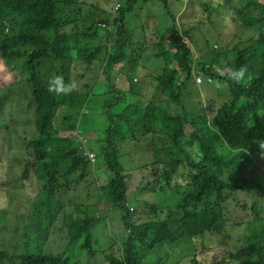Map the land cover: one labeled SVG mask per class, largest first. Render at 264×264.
Listing matches in <instances>:
<instances>
[{"label": "trees", "instance_id": "obj_1", "mask_svg": "<svg viewBox=\"0 0 264 264\" xmlns=\"http://www.w3.org/2000/svg\"><path fill=\"white\" fill-rule=\"evenodd\" d=\"M119 1V12L109 18L114 29L109 30L100 25L108 18L94 9L95 4L86 0H0V49L34 47L27 64L33 89L25 96L23 105L28 108L33 105L35 108L32 122L34 134L23 135L20 143L24 148L5 165L6 172L0 173L1 186L9 181L19 183L37 179L44 183L45 191L52 192L50 185L58 184V172L64 175L70 173L69 170L83 171L89 168L90 163H86L88 156L80 153L79 148L73 149L65 143V139L74 135L67 132L58 136L53 132L54 119L60 113L65 121L74 120L66 112L78 115L88 103L92 112L82 115L79 123L75 120L71 127L65 128L73 130L74 127L77 132L81 129L83 135L90 130L99 134L100 140L89 139L91 144L99 142L98 145L93 144L94 149L99 150L100 157H103V162H99L95 169L102 170V167L108 166L106 172L114 179L110 189L120 198L119 202H114L113 209L117 211L115 218L127 232L122 238V246L117 243V247L116 244L115 247L99 251L87 236L81 246L87 250L88 257L78 264H141L140 254L145 249H154L163 242L187 236H207L212 242L224 244L226 236L220 238L218 235L226 233V230L225 233L219 230L228 221L227 200L239 192L251 197L264 187V176L247 168L252 159L264 167V0H221L219 12L231 14L233 26L246 25L256 35H253L251 44L241 42L224 51L217 43L212 46V52L202 48L204 51L200 58L196 57L197 37L191 33L194 27L190 24L185 35V24L182 27L179 24L178 16L183 4L170 9L169 0H155L166 5L165 17L163 19L159 15L155 29L159 40L161 37L168 39L169 48L163 49V68L159 72L150 69L149 74L156 82L157 94L162 102L183 106V110L177 113L164 108L157 95H143L140 89L142 83L136 85L133 78L126 88L122 82L121 85L115 83L113 73L130 66L136 50L132 48L135 42L129 36L131 32L125 30L127 22L131 21L130 15H136L135 0ZM136 1L151 3L154 0ZM205 1L211 6L210 0ZM95 6L102 10L100 7L103 6ZM100 32H107V35L100 36ZM142 33L141 36L137 34L140 38L137 42L139 51L146 50L147 32L144 30ZM200 36L199 40L204 43V34ZM112 41L118 47L117 58L102 59L97 69L99 75L101 73L110 82L105 92L91 93L98 73H93L92 85L79 82L72 89L69 88V74L75 72L84 77L81 68L98 61L101 49ZM153 43L157 46L160 41ZM196 59L201 65L197 68L203 79L206 77L209 81L222 82L231 95L217 109L210 102L211 121L208 120V113L201 109V98L187 102L185 97V90L190 88H195L199 95L194 75ZM48 61H55L59 65L60 71L56 74L61 76V83L51 85L43 79L47 73H43L39 66ZM1 101L0 108H3L5 104H1ZM103 107L110 110L101 119L95 112ZM186 140L199 143L204 156L202 160L194 157L193 151L184 143ZM158 141L163 146H159ZM136 154L139 158H136ZM148 157L155 158L157 166L149 168L145 164ZM166 158H169L168 163H165ZM127 160L131 162L127 163ZM65 161L72 167L59 163ZM179 165L188 168L193 177V189L187 193L170 183L172 189H166L160 183L161 179H169V168ZM161 166L163 171L159 172ZM224 167L242 169V173L232 182L229 176L219 172ZM152 168L156 171L153 175ZM133 175H141L146 180L138 183L139 187L145 189V195H139L135 200L128 195V183H124V179ZM210 194L213 198L216 196L212 205L200 212L190 210L193 205L204 202ZM151 197L155 198V202L149 201ZM128 200L132 205L137 201L146 204V213L150 218L144 221L140 213L136 210L132 212L126 205ZM160 206L170 209V214L165 218L158 212ZM98 207H95L97 212L100 211ZM87 208L86 211L81 208L76 218L73 215L68 217L72 224L69 229L72 243L96 220ZM253 208L260 214L264 206L261 207L259 201L255 200ZM263 232L264 228L254 236L258 237ZM216 236L218 238L214 240ZM260 256L264 264V253H260ZM202 262L195 264H204ZM0 264L71 262L68 257L62 258L56 254L34 251L22 255L12 254L11 249H6L0 251Z\"/></svg>", "mask_w": 264, "mask_h": 264}, {"label": "rangeland", "instance_id": "obj_2", "mask_svg": "<svg viewBox=\"0 0 264 264\" xmlns=\"http://www.w3.org/2000/svg\"><path fill=\"white\" fill-rule=\"evenodd\" d=\"M88 1L103 6L100 7L102 9L100 10L93 5L94 9L109 17L113 13L114 5L115 9L120 7L119 0H86V2ZM134 2L137 7L136 15H130L131 21L127 22L125 30L131 32L127 35H131L135 42L132 45V48L136 49L135 57L130 66L117 73L114 72L116 74L113 73V79L119 85L122 82L126 88L133 78L136 85L142 83V87H139L143 95L145 93L151 96L157 95V100L162 102V98L159 99L160 95L157 94L156 82L149 74V70L153 69L159 72L165 64L163 49L169 48V42L164 37L159 40L155 25L159 23V15L164 19L166 5L155 0L151 3L145 1L139 3L136 0ZM169 2L170 9L183 4L178 16L179 24L181 27L185 24L183 28L185 35L187 34L186 28L194 27L193 30L191 29V33L195 34L198 41L195 45L197 58L203 55L204 50L202 48L212 52V46L217 43L224 51L241 42L251 44L253 35H256V32L248 30L246 25L233 26L230 22L233 18L232 15L219 12L221 0H210L211 6L205 0H169ZM107 28L109 30L114 29L111 24H107ZM109 30L106 31L109 33ZM144 30L147 32L145 34L146 40L143 39L146 41V50L139 51L137 42L140 40L139 35L141 36ZM202 33L204 34V43L199 40ZM99 34L105 36L107 32H100ZM156 41H160L157 46L153 43ZM33 51L34 47L32 46L18 50L0 49V99H2L1 104H5L3 108H0V173L6 172L5 165L9 163L11 158L18 156L20 150L24 148L20 143L23 135L32 136L34 134L32 122L34 121L35 108L33 105L29 108L23 105L26 101L25 96L33 89V85L29 82L30 70L27 68L28 60ZM117 56L118 47L115 41H112L109 46H104L101 49L98 57L101 60L87 64L86 67H79L85 75L84 77L75 72L70 73V77L67 75L68 81H71L68 86L71 88L79 82L81 84L88 82L92 85L91 77L94 75L93 73L99 75L97 69L98 65H101L102 59L109 57L112 60ZM99 62L101 63L99 64ZM194 67L199 95L195 88L186 89V101L201 98L203 102L201 109L208 113L207 115L210 116L208 120L211 121L213 116L210 102L212 101L217 109L231 95L224 89L222 82L209 81L206 80V77L203 79L200 76L197 67H201V65L197 59ZM39 68L43 73H47L46 77L43 78L47 84L61 83V76L56 74L60 68L55 61H48L44 65H40ZM109 85L110 82L100 73L93 91L102 94L105 92V87H109ZM162 105L175 113L183 110V106L174 102L163 101ZM109 110L103 107L94 112L102 119ZM90 112H92L91 107L87 105L81 109L78 115L71 111L66 112L74 120L65 121L64 116L60 113V116L56 117L53 122V132L58 136L66 135L67 132L74 135L65 139V143L73 149L79 148L80 153L90 157V161H86V163H90L89 168L83 171L69 170L70 173L66 172L64 175L58 172V184L50 185L52 192L45 191L44 183L37 179L19 183L9 181L4 186L0 184V251L11 249L12 254L20 253L22 255L39 251V253L44 254H56L62 258L68 257L71 264H78L88 257L87 250L81 246L87 236L93 242L95 249L99 251L112 246L115 247L117 243L122 246V238L126 236L127 232L124 231L125 227L121 225L122 223L115 218L114 215L117 214V211L113 209L114 202H119L120 198L117 193L110 189L114 179L110 178L106 172L108 166L102 167V170L95 169L99 162H103V157H100L99 150L94 149L93 144L95 143L91 144L89 141V139L100 140L99 134L90 130L86 134L87 137H84L81 129L77 132L74 127H72L73 130L65 128L71 127V123H74L75 120L79 123L81 115H89ZM184 143L193 151L192 154L194 153L195 158L199 160L204 158L199 143L196 144L192 140H186ZM158 145L163 146L161 141H158ZM101 147L103 146L101 145ZM97 148L100 149V147ZM136 158H139L138 154H136ZM165 161L168 163L169 158H166ZM130 162L127 160V163ZM59 163L63 166L70 165L67 161ZM145 164L149 168L157 166L156 159L153 157H148ZM70 166L72 167V165ZM247 168L257 172L260 176H264V167L259 166L256 159L249 161ZM162 171L163 168L159 172ZM169 171V179L160 180L166 189H172L169 183L183 189L184 193L193 189L194 181L188 168L184 165L172 166ZM155 172L152 168L151 174L153 175ZM219 172L225 173L224 175L229 176L232 182H235L237 175L242 173V169L224 167L219 169ZM21 175L22 172L19 174V180ZM143 181L146 180L141 175L138 177L133 175L132 178L124 179V183H128V195L132 196V200H135L139 195H145V189L138 186V183ZM260 184L262 183L260 182ZM215 199L216 196L213 198V195L210 194L204 202L193 205L190 210L200 212L203 208L212 205ZM255 200L259 201L261 207L264 206V187L259 192L253 193L251 197L244 192H239L227 200L225 205L228 221L219 230L224 231V233L226 230V233L218 235L220 238L227 237L225 243L221 242L224 244L212 242L207 236L195 238L187 236L182 239L163 242L154 249H145L140 254V263L195 264L203 261L204 264H263L260 253H264V249H262L264 247V232L260 235L257 234L258 237H255L254 234L264 228V209L260 214L256 213L253 208ZM149 201L155 202V198L151 197ZM142 203V201H137L132 205L128 200L126 205L132 212L136 210L137 213H140L146 221L150 216L149 213H146L147 205ZM96 205L99 206V212L95 209ZM87 206L90 215L94 216L96 220L91 222L88 230L81 234L75 243H72L69 235L72 224L68 217L73 215L76 218L81 213V208L86 211ZM158 212L162 218H165L170 214V209L160 206ZM218 236L213 237V239L216 240Z\"/></svg>", "mask_w": 264, "mask_h": 264}, {"label": "clouds", "instance_id": "obj_3", "mask_svg": "<svg viewBox=\"0 0 264 264\" xmlns=\"http://www.w3.org/2000/svg\"><path fill=\"white\" fill-rule=\"evenodd\" d=\"M118 9L119 8H117V9H115V5H114V8H113V13H111V16L109 17V16H106L104 13V17H106V18H108V21H106V22H102L100 25L102 26V27H107V24H111V18H113L114 17V15L118 12ZM110 18V19H109ZM110 21V22H109ZM105 25V26H104ZM105 27V28H106ZM194 70H195V67H194ZM194 74H195V72H194ZM201 76V75H200ZM202 77V76H201ZM203 78V77H202ZM201 79V78H200ZM67 85H69L68 83H67ZM70 88V87H69ZM72 89V88H71ZM91 93H93V94H95L94 93V91H93V88H92V91H91ZM87 105H89L88 103L87 104H85L84 106H87ZM83 106V107H84ZM82 107V108H83ZM91 111H92V108H91ZM97 111H99V110H97ZM82 116V115H81ZM83 136V135H82ZM84 137H87L86 135H84ZM87 141V140H86ZM88 158H89V160L88 161H90V157L88 156ZM214 202V201H213ZM189 238H193V237H189ZM225 239H227V237L225 238Z\"/></svg>", "mask_w": 264, "mask_h": 264}]
</instances>
